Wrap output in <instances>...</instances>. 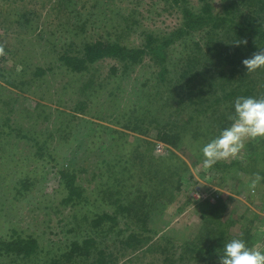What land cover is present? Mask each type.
<instances>
[{
  "label": "rangeland",
  "instance_id": "374dc122",
  "mask_svg": "<svg viewBox=\"0 0 264 264\" xmlns=\"http://www.w3.org/2000/svg\"><path fill=\"white\" fill-rule=\"evenodd\" d=\"M182 1L0 0V238L39 243L34 257L4 254L0 264H218L222 247L208 249L221 231L264 249V180L256 195L248 190L255 174L264 177V140L212 168L200 152L230 123L237 97H264V69L219 61L235 24L252 18L264 30V5ZM205 5L221 26L185 32L161 60L107 59L80 75L61 66V55H78L86 43L162 42L183 29V7ZM23 14L27 26L16 24ZM185 86L201 97L197 105ZM229 92L238 95L229 100ZM182 117L202 127L200 138L187 134L194 143L179 142ZM112 131L126 137L115 141ZM163 131L176 133L169 143ZM62 171L75 174L85 203L65 204Z\"/></svg>",
  "mask_w": 264,
  "mask_h": 264
},
{
  "label": "trees",
  "instance_id": "16d2710c",
  "mask_svg": "<svg viewBox=\"0 0 264 264\" xmlns=\"http://www.w3.org/2000/svg\"><path fill=\"white\" fill-rule=\"evenodd\" d=\"M175 4H178L180 6V3H183L182 0H173ZM257 3V6L259 7L256 9V11H259L260 8L263 7L264 5V0H254L252 9L255 8V4ZM263 3V5H262ZM184 4H182L183 6ZM69 6V5H68ZM210 9L211 7L209 5H205L202 8L201 12L194 13L191 9L187 7H183V13H182V19H183V29L179 30L176 33H173L169 35V38H163V41L160 42L157 39L153 38V35H149L146 38V45L144 46L145 48L143 49H128L124 46H121L118 43H110V42H95V43H86L83 46V51L82 53H79L78 55H71L69 53H66V55H61L60 57V62L61 66H66V71H69L73 74L80 75L83 74L87 71H89L90 67L93 66L94 64L98 62H103L107 59H114L118 61H126L128 63H137V61H140V58L142 55H151L153 54L155 58H163L164 55L163 49L165 46L174 43L175 39H178L180 36L184 35L185 32L196 29V28H202L205 26L212 27L211 29H218L223 20L221 19L220 16H213L210 14ZM72 11V10H70ZM207 13L204 14V13ZM16 24H19L20 26H27L28 25V15L23 14L21 18L16 20ZM254 20H252L250 23L247 21L241 22L239 24H235V28L233 30V33L236 34V39L235 42L232 44V46L228 49L227 54H220L219 53V61L220 59L223 60L224 62L228 63L230 66L236 65L238 62H242L243 60L250 58L253 54L259 52L260 50H264V30L258 26L256 29L254 28ZM264 27V24H262ZM246 40L247 44L243 45L241 44L240 46H237L236 43L238 41H243ZM148 50V51H146ZM159 62V61H158ZM44 74L41 70L38 71V76ZM91 82L89 81L86 83L83 87L82 92L85 94L86 87L90 84ZM92 84V83H91ZM211 88H213V92L215 93L217 91V87L215 85H211ZM185 89L189 92L191 89L185 86ZM184 90V89H183ZM231 92H234L232 90ZM229 92V95L226 96L229 100H232L236 98L238 93H231ZM187 99L190 104L197 105L196 102L201 101V97L197 94H194V92L190 91L187 94ZM197 110V113H204V111H198V108H195ZM82 110V108H81ZM194 119V118H193ZM183 124V129L184 133H182L178 138L179 142L185 141V140H191L194 143L193 139H187V134L192 133L196 134V137L200 138L201 136L197 134L202 127H198L194 125L192 122V119H185L182 117V121L178 120ZM177 121V124L179 125V122ZM176 122V121H174ZM196 122V120H195ZM180 126V125H179ZM190 131V132H189ZM201 132V131H200ZM173 134H176L174 131L172 132ZM172 133L167 131H163L161 133L160 141H163L165 143H169L170 139L172 138ZM112 135L114 136L115 141H120L123 140L124 137H126L125 134H122L118 131H112ZM178 135V133H177ZM117 136H120L117 137ZM185 136V137H184ZM194 137V136H193ZM233 166H237V163H232ZM230 166V165H228ZM225 167H227L225 165ZM60 178L62 186L65 188L67 197L65 200L66 205L72 204L73 206H77L80 204L85 203L86 197H85V189H83L81 186H79L77 182V177L75 174L72 172H66L62 171L60 173ZM116 194L118 191H116ZM118 201V200H117ZM122 201V199H121ZM82 202V203H81ZM120 208H122V211H126L128 208L125 205H119ZM129 207V205H128ZM130 211V210H129ZM128 211V212H129ZM106 218H110V216H106ZM140 220V219H138ZM219 241L216 244L212 245L210 249H208V252H212L214 249H217L218 247H223L224 241L225 243L227 242L225 240V234L224 232H220V237L218 238ZM76 244V243H72ZM76 246V245H74ZM73 246V247H74ZM39 250V243L35 238H11L9 240H5L0 238V258L3 257V255H10V254H15L17 256H24L27 257L28 259L34 257ZM198 254H203L206 253L204 248H197L196 251ZM75 252H73L74 254ZM66 259L71 261L73 260V263L75 262V259L73 255L71 256H66ZM56 264V262H54ZM91 264H109L106 259H101L98 260L97 262H93Z\"/></svg>",
  "mask_w": 264,
  "mask_h": 264
},
{
  "label": "clouds",
  "instance_id": "9594fccd",
  "mask_svg": "<svg viewBox=\"0 0 264 264\" xmlns=\"http://www.w3.org/2000/svg\"><path fill=\"white\" fill-rule=\"evenodd\" d=\"M247 41H238L237 46ZM0 47V55H3ZM246 73L264 69V50L242 61ZM229 124L219 134L203 144L200 152L204 168H212L221 160L237 159L244 153L246 144L264 140V97H237L233 102V114L228 117ZM264 180L258 173L249 184L248 190L256 195ZM218 264H264V249L250 247L243 238H232L224 243L218 255Z\"/></svg>",
  "mask_w": 264,
  "mask_h": 264
}]
</instances>
